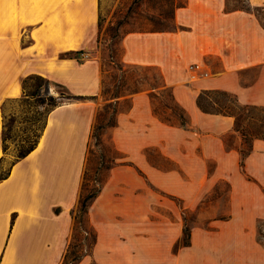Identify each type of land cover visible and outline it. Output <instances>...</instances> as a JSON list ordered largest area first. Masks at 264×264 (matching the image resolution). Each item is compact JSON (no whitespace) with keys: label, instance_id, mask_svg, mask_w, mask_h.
<instances>
[{"label":"crops","instance_id":"1","mask_svg":"<svg viewBox=\"0 0 264 264\" xmlns=\"http://www.w3.org/2000/svg\"><path fill=\"white\" fill-rule=\"evenodd\" d=\"M228 1L184 0L173 12L175 29L131 31L119 42L121 63L157 71L185 110L189 126L159 120L149 96L141 91L130 97V107L118 113L112 129L122 126L131 135L144 117L196 132L197 128L207 129L203 122H212V127L217 125L213 131L221 147L237 155L242 181L235 183L226 177L217 181L226 185L225 217L212 218L200 227L201 243L196 242L195 227H190L189 245L174 250L175 264H264L259 228L264 224V181L249 168L254 164L255 142L264 141L254 140L252 150L242 158L233 119L203 113L195 105L196 95L205 89L227 91L241 104L264 105V0H244L255 8L250 11L230 7ZM98 13L99 0H0V157L1 104L23 95L22 78L40 74L63 84L72 94L87 97L51 109L34 149L15 161L8 176L0 180V264H61L71 239L70 209L77 205L90 133L102 103L103 68L95 47ZM81 49L88 51L81 62L60 57L63 51ZM209 59L215 62L211 64ZM194 63L212 71L211 75L190 79L186 67ZM249 67H258V72L245 82L242 71ZM179 82L188 83L184 85L190 93L185 105L179 98L183 91ZM228 135H234L237 145L225 144ZM139 148L149 164L170 169L146 155V150L154 149L161 156L155 146L141 144ZM122 150L133 156L129 146ZM259 155L264 158V153ZM125 158L120 161L129 164L119 163L109 170L100 194L119 173L127 172L126 167L143 176L140 168ZM88 221L95 241L90 254L76 264H100L96 261L102 248L100 228L92 225L89 217ZM182 227L183 221L181 235Z\"/></svg>","mask_w":264,"mask_h":264},{"label":"rangeland","instance_id":"2","mask_svg":"<svg viewBox=\"0 0 264 264\" xmlns=\"http://www.w3.org/2000/svg\"><path fill=\"white\" fill-rule=\"evenodd\" d=\"M183 3L184 0H99L98 44H95V47L101 57L105 97L108 95L106 91L111 90L112 78L119 74L116 63H121V39L118 41V38L131 31L169 25L174 9ZM228 5H244V0H229ZM111 28H117L116 39L110 37ZM116 51H119L118 58ZM87 52L80 58L85 59ZM208 62L213 64L215 60L209 59ZM194 65L195 63L188 64L186 67L190 79L211 75L210 70L190 67ZM257 72L258 67L243 70L244 81H252ZM157 73L152 69L129 68L119 81V90L140 88L142 84L130 83L135 76L146 75L150 78ZM31 84L32 81L29 80L26 91L30 90ZM187 84H178L183 88L179 98L184 105L190 95L184 87ZM57 92V88L51 87L50 94L57 96ZM67 101L65 99L61 103ZM126 104L127 100L121 101L119 107L123 108ZM3 111L5 123L9 124L13 139L27 130L38 133L45 121L47 109L36 106L34 98L30 97L24 101L23 96H20L16 100H6ZM203 125L207 129L200 130L194 125L199 132L192 129L183 131L144 117L141 127L134 128L131 135H128L122 126L104 132L103 141L108 145L114 143L119 156L128 157L125 159L137 165L143 176L138 175L131 167H126L127 172L119 173L116 181L109 182L102 194L99 193L89 206L90 222L98 226L101 233L102 248L96 254L97 262L175 264L174 250L181 235L183 214L189 227H195L197 243L203 241L200 227L205 226L212 218L225 217L226 185L217 181L222 177L235 183L242 181L236 164L237 155L221 147L213 131L217 125L212 127V122H203ZM226 138L230 144L237 145L234 135H228ZM141 144L155 146L162 157L154 149H149V156L153 161L169 166L170 169H161L149 164L139 148ZM125 145L131 149L132 157L122 150ZM13 152L14 145L9 140L7 153L0 165V174L8 168L13 159ZM259 153H264V144L255 142L252 155L255 158L254 164L249 168L264 181V158L260 159ZM96 155L97 153L91 156L89 167L93 166ZM108 174L109 172L107 176ZM87 185L90 187L93 182L88 181ZM85 228L87 229V226ZM259 228L262 231L260 239L264 242V224L261 223ZM81 236L79 225L74 230L73 241Z\"/></svg>","mask_w":264,"mask_h":264},{"label":"trees","instance_id":"3","mask_svg":"<svg viewBox=\"0 0 264 264\" xmlns=\"http://www.w3.org/2000/svg\"><path fill=\"white\" fill-rule=\"evenodd\" d=\"M234 7H239L247 11L255 10V8L251 7L245 2L244 5H236ZM175 28L176 26L173 22L172 13L169 25L160 28L139 31H165ZM98 31L99 22H97V36ZM97 36L96 44H98ZM110 37H112V39H116L118 37L117 28H111ZM120 37L118 38V41L121 39ZM116 53L118 58L119 51H116ZM85 54V51L82 49L75 51L69 50L61 52L60 57H73L78 62H81L83 59L82 57L80 58V56ZM111 62L114 63L112 60ZM116 64L119 74L112 78L110 88L111 90L106 91L108 94L107 97L103 95L104 92L102 77L100 91L102 103L97 108L95 121L90 133V140L87 148V155L85 159V166L83 169L77 205L70 209V214L73 219L71 239L67 245L61 264H76L83 256L90 254L95 241V231L88 221L89 206L91 205L94 198L100 193L103 184L106 181L107 172H109L113 166L119 163L129 164L127 161H119L122 156H119L118 150L114 147V145L106 144L103 141L102 136L107 129H112L117 125L118 113L122 110H127L130 107V97L135 93L145 91L151 100L153 113L159 120L168 124H177L182 128L189 126L188 116L185 110L175 101L171 88L165 84L160 74H154V76H151L150 78H148L149 76L146 75L135 76L130 83H139L142 84V87L134 88L130 91H127L126 88H123V91H120L119 81L121 80L122 76L127 73V69L137 68L142 70H150L152 68L138 67L135 65L125 67L119 62ZM29 80L32 81V84L30 86V90L26 91L27 82ZM21 83L23 87L22 96L24 101L30 97L34 98L36 106L46 107V116L51 109L61 104L62 100L66 99L68 101H79L87 98L85 96L70 93L63 84L55 82L40 74H29L22 78ZM51 87L57 88V96L50 94ZM16 99L17 98H11L6 100ZM6 100H4L1 104V147L3 156L0 157V165L4 161L5 154L7 153L9 140L13 142L14 152L13 159L10 162L8 168L0 174V180L8 176L10 167L15 161L23 158L34 149L43 131L46 121L45 116V121L38 133L33 131L29 132L27 130L24 131L23 134L18 138L14 137L12 139V136L10 135V126L9 124L6 125L5 123L3 111L4 102ZM124 100H127V104L123 108L119 107V102H124ZM195 105L203 113L229 116L233 119L232 128L233 131H235L240 137V146L238 147V151L242 158L250 153L254 140L259 139L264 141V105L241 104L238 102L235 95L219 89L201 90L195 97ZM225 144L229 146L231 145L227 138H225ZM95 153H97V155L94 164L93 166L89 167V163L92 160L91 156L95 155ZM146 155L149 156V150H146ZM88 181H92L93 185L89 187L87 185ZM58 210V208L54 209L55 212H58ZM182 218V235L176 244L177 247L186 246L190 243V227L186 223L187 219L185 214H183ZM79 225L82 236L78 237L76 241H73L74 230ZM85 226H87L88 230L85 228ZM82 246H85L86 248H80Z\"/></svg>","mask_w":264,"mask_h":264},{"label":"built area","instance_id":"4","mask_svg":"<svg viewBox=\"0 0 264 264\" xmlns=\"http://www.w3.org/2000/svg\"><path fill=\"white\" fill-rule=\"evenodd\" d=\"M191 68L194 67V68H199V65L198 64H195L194 66H190Z\"/></svg>","mask_w":264,"mask_h":264}]
</instances>
